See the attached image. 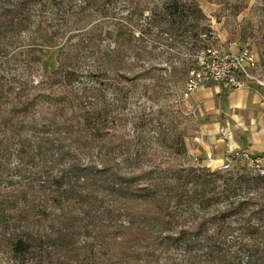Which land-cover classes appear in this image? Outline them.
I'll list each match as a JSON object with an SVG mask.
<instances>
[{
	"label": "trees",
	"instance_id": "1",
	"mask_svg": "<svg viewBox=\"0 0 264 264\" xmlns=\"http://www.w3.org/2000/svg\"><path fill=\"white\" fill-rule=\"evenodd\" d=\"M47 2L58 0H0V191L3 182L14 191L20 187L23 201L22 207L0 201V252L19 264H138L156 260L160 251L227 264L213 244L233 219L252 241L246 264H264V177L239 173L231 181H245L250 196L214 215L196 216L187 228L182 224L187 181L165 166V156L146 138L119 130L114 114L99 119L87 89L75 84V54L61 50L51 74L63 87L61 95L52 92V99L36 92L45 80L35 86L31 79L39 68L17 52L27 35L43 32L50 20ZM169 19L174 37H168L174 44L169 45L185 51L173 58L169 79L183 87L197 54L211 43L201 36L211 38L212 29L202 25L207 17L197 0L176 2ZM251 37L242 31L244 45ZM102 61L100 84L113 91L122 109L129 102L127 88L157 78L152 70L139 72L136 63ZM180 61L191 65L179 66ZM23 68L27 72L18 74Z\"/></svg>",
	"mask_w": 264,
	"mask_h": 264
},
{
	"label": "rangeland",
	"instance_id": "2",
	"mask_svg": "<svg viewBox=\"0 0 264 264\" xmlns=\"http://www.w3.org/2000/svg\"><path fill=\"white\" fill-rule=\"evenodd\" d=\"M186 1L190 0L47 2L50 20L44 23L40 35L26 36L27 44L17 55L39 68V74L31 80L35 86L42 80L45 83L36 92L52 98L50 93L61 95L63 88L51 75L57 70L59 52L75 54L76 59L72 63V70L76 73L75 84L87 89L89 103L99 119L108 120L104 117L114 114L118 117L116 126L119 130L131 137L146 138L165 156V166H171L177 178L187 181L188 195L182 224L188 228L196 216L214 215L218 210L248 198L250 188L245 181H231L238 178L239 173H247L245 167L240 166L239 172L235 170L216 178L210 174L217 169L202 165L194 154V137L199 122L194 118L189 102L183 99L184 86L175 85L169 79L173 58L185 52L182 46L171 48L169 45H174L167 40L171 36L169 14L176 2L184 4ZM197 2L207 17L202 25L211 26L225 48L235 42L249 46L258 57L259 72L264 77V0H230L228 6L212 4L208 0ZM244 29L252 36L246 45L242 43ZM56 30L58 35H55ZM114 57L138 64L139 72L152 70L157 75L155 80L146 81L145 86L126 89L129 91L126 109L120 108L112 90L100 84L104 68L100 62ZM177 65L185 64L180 61ZM190 65L186 63L185 67ZM26 70L23 68L18 74L26 73ZM14 160L17 163L16 156ZM2 187L0 201L11 207L23 206L18 191L20 187L14 191L7 182H3ZM239 225L230 220L223 235L213 244L218 256H227V264L247 263L246 247L252 245V241L239 231ZM153 227L154 230H166L164 226ZM0 264L19 263L8 253L0 252ZM138 264L208 263L193 261L178 252L160 251L156 260Z\"/></svg>",
	"mask_w": 264,
	"mask_h": 264
},
{
	"label": "crops",
	"instance_id": "3",
	"mask_svg": "<svg viewBox=\"0 0 264 264\" xmlns=\"http://www.w3.org/2000/svg\"><path fill=\"white\" fill-rule=\"evenodd\" d=\"M198 124L194 154L218 168L227 155L249 153L264 160V89L210 85L188 100Z\"/></svg>",
	"mask_w": 264,
	"mask_h": 264
},
{
	"label": "built area",
	"instance_id": "4",
	"mask_svg": "<svg viewBox=\"0 0 264 264\" xmlns=\"http://www.w3.org/2000/svg\"><path fill=\"white\" fill-rule=\"evenodd\" d=\"M212 29V28H211ZM201 39L211 40L209 46L196 56V66L190 71L184 84L183 99L188 101L199 89L217 84L230 89H244L257 86L264 89V77L258 68V57L249 46L232 43L225 48L212 30ZM243 166L247 171L264 177V160L249 153L227 155L217 171L228 173Z\"/></svg>",
	"mask_w": 264,
	"mask_h": 264
}]
</instances>
